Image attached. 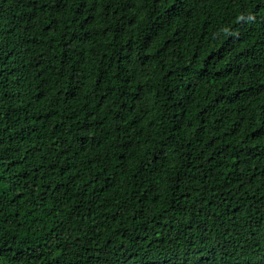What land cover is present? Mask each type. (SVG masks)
I'll use <instances>...</instances> for the list:
<instances>
[{"label": "trees", "instance_id": "16d2710c", "mask_svg": "<svg viewBox=\"0 0 264 264\" xmlns=\"http://www.w3.org/2000/svg\"><path fill=\"white\" fill-rule=\"evenodd\" d=\"M0 264H264V0H0Z\"/></svg>", "mask_w": 264, "mask_h": 264}]
</instances>
